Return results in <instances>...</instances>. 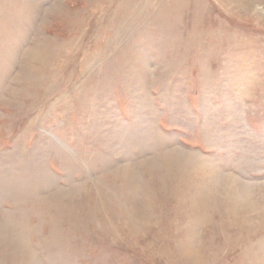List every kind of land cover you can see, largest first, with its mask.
Segmentation results:
<instances>
[{
  "label": "rangeland",
  "instance_id": "1",
  "mask_svg": "<svg viewBox=\"0 0 264 264\" xmlns=\"http://www.w3.org/2000/svg\"><path fill=\"white\" fill-rule=\"evenodd\" d=\"M0 224V264H264V0H0Z\"/></svg>",
  "mask_w": 264,
  "mask_h": 264
},
{
  "label": "bare ground",
  "instance_id": "2",
  "mask_svg": "<svg viewBox=\"0 0 264 264\" xmlns=\"http://www.w3.org/2000/svg\"><path fill=\"white\" fill-rule=\"evenodd\" d=\"M260 1H261V0H260ZM170 160H171V158H170ZM191 199H192V198H191ZM139 206H140V205H139ZM140 211H141V210H140ZM137 212H138V211H137ZM0 225H2V224H0ZM3 226H4V225H3ZM4 227H5V226H4ZM5 228H6V227H5ZM5 228H4V229H5ZM1 229L3 230V228L0 227V237H3V236H4L3 239L6 238V237H8V236L5 237V235H7V234L9 233V228H6V229L3 230V231H2ZM1 231H2V232H1ZM3 241H4V240H3ZM1 243H2V242H1V239H0V244H1ZM3 257H4V255H1V254H0V261L3 260ZM32 262H35V260H32V259L30 260V259H29V260L26 261L25 264H32ZM35 264H36V262H35Z\"/></svg>",
  "mask_w": 264,
  "mask_h": 264
}]
</instances>
